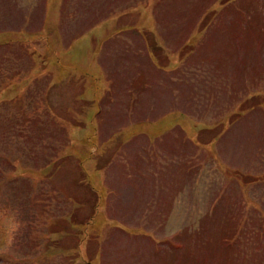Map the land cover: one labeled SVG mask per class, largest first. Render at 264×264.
Instances as JSON below:
<instances>
[{
  "label": "rangeland",
  "instance_id": "374dc122",
  "mask_svg": "<svg viewBox=\"0 0 264 264\" xmlns=\"http://www.w3.org/2000/svg\"><path fill=\"white\" fill-rule=\"evenodd\" d=\"M125 1L65 24L72 36L93 17L86 36H141L150 50L152 71L123 52L109 61L114 104L95 97L94 63L36 97L38 33L23 34L34 68L0 87V264H264V0ZM80 44L85 67L100 44ZM172 56L171 74L153 73ZM115 129L125 138L104 144ZM118 148L126 165L157 154L146 165L166 176L119 184Z\"/></svg>",
  "mask_w": 264,
  "mask_h": 264
},
{
  "label": "crops",
  "instance_id": "0c3cea01",
  "mask_svg": "<svg viewBox=\"0 0 264 264\" xmlns=\"http://www.w3.org/2000/svg\"><path fill=\"white\" fill-rule=\"evenodd\" d=\"M2 1L3 2L0 3V25L2 24L0 33L9 32L12 34V38L0 36V87H2V85L5 86L9 81L13 83L14 80L22 79L23 74H25L29 66L32 65L30 52L27 49V43L24 40L25 36H23V34H33L35 32L38 33V36L35 35L32 37L37 39L36 42L40 44L36 54V58L38 59L36 63L38 73L33 74L31 76V81L27 83H35L34 94L36 97H46L47 94H50L49 89L57 90L62 89L61 87L65 88L66 86H70V88H72L79 85L78 81H80L82 77L80 73L84 72L86 69L91 70L92 63H94L105 74V89L102 93L97 90L95 97L98 98L99 104H102L101 101H107V99H110L108 103L114 104V100L116 99L113 98L114 96H110L113 91V84L108 75L109 71L106 72V67L109 66V61H113L114 58H116L118 52H123L130 57L144 59L147 67L152 71L153 64L149 58L150 50L144 45L141 36H114V38L108 40L107 38L111 36H86L87 32L92 29L93 17H91L93 21L83 25L80 29L81 31L76 35L71 36L65 28V24L67 23L74 25L77 21H82L84 19L85 14L88 13H83L82 9H95L96 14H99L101 10L123 7V5L119 3L122 1L123 4H125V0H84L83 6H77L76 4H72V2L70 4L68 2L65 3L66 0H41V2H39V0ZM45 4L47 5L46 10ZM151 5L152 3L150 2L148 4L149 8ZM96 24L98 25L99 22ZM41 36L43 39L40 38ZM77 37L80 38L77 39ZM82 38H87L95 44H98V42L100 44L98 52L96 51L92 61L86 63L85 67H80L77 64V58L87 53L86 47L84 44L75 46L77 42H82ZM130 40L132 42L135 40L137 47L133 48L129 46L127 42ZM46 42L49 46H52L53 53L51 50L47 49ZM115 42H120L122 45L119 47L114 44ZM78 51L82 53L78 54ZM34 52L35 51H32L31 54L33 55ZM83 59L87 61L88 55L83 57ZM169 60L171 67L164 66L162 69L154 71L153 73L171 74L173 72L171 70L177 66L173 63L176 62L174 56L169 58ZM155 61L159 64V61ZM46 62H51L53 64L50 70L46 67ZM33 68L32 65V69ZM32 69L31 71H33ZM132 80H134V78ZM7 87H9V85L3 88L6 89ZM90 89L93 91L94 88L90 87ZM102 109L101 106V112ZM21 117L22 121L24 118L26 119L28 117V112L25 113V116L22 114ZM116 130L117 129L110 132L108 137L102 142L106 144L109 141H113L115 137L125 138L122 131ZM140 135H142V133H139V136ZM124 145L139 149V153L149 146L147 142L141 139H131L129 141H125L124 139L120 141V146ZM147 153H145L144 156L147 155L151 157L150 159L142 161L140 155H133L134 160L126 165L124 151L121 152L118 148L116 156L114 155L111 159V161H113L110 169L112 178L116 179L119 184L124 182V186L127 184L125 182L126 178H139L150 182V184L156 185V179H163V176H166V171H168L169 168L167 169L165 166L160 165H146L152 158L156 157L157 160L160 158L157 154L153 156ZM142 167L147 168L142 172ZM136 179L134 181H136Z\"/></svg>",
  "mask_w": 264,
  "mask_h": 264
}]
</instances>
